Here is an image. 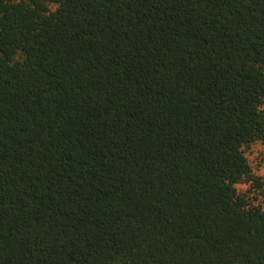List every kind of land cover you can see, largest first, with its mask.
I'll return each mask as SVG.
<instances>
[{
    "label": "trees",
    "instance_id": "obj_1",
    "mask_svg": "<svg viewBox=\"0 0 264 264\" xmlns=\"http://www.w3.org/2000/svg\"><path fill=\"white\" fill-rule=\"evenodd\" d=\"M264 0H0V264H264Z\"/></svg>",
    "mask_w": 264,
    "mask_h": 264
},
{
    "label": "rangeland",
    "instance_id": "obj_2",
    "mask_svg": "<svg viewBox=\"0 0 264 264\" xmlns=\"http://www.w3.org/2000/svg\"><path fill=\"white\" fill-rule=\"evenodd\" d=\"M246 155L259 182L239 183L241 192H246L253 204L264 207V139L253 142L246 148Z\"/></svg>",
    "mask_w": 264,
    "mask_h": 264
}]
</instances>
